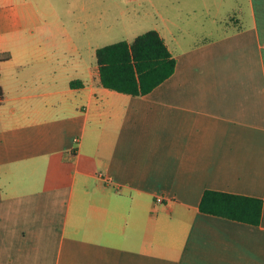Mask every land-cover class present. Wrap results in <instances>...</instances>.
Returning <instances> with one entry per match:
<instances>
[{
  "label": "crops",
  "instance_id": "crops-1",
  "mask_svg": "<svg viewBox=\"0 0 264 264\" xmlns=\"http://www.w3.org/2000/svg\"><path fill=\"white\" fill-rule=\"evenodd\" d=\"M249 5L184 47L158 30L176 66L144 95L102 86L97 62L65 84L0 73V264H264V0ZM45 9L0 0V66L67 73L78 47L42 39ZM207 188L261 198L259 224L201 212Z\"/></svg>",
  "mask_w": 264,
  "mask_h": 264
},
{
  "label": "rangeland",
  "instance_id": "rangeland-1",
  "mask_svg": "<svg viewBox=\"0 0 264 264\" xmlns=\"http://www.w3.org/2000/svg\"><path fill=\"white\" fill-rule=\"evenodd\" d=\"M34 1L39 8H46L48 13L47 26L39 30L42 39L55 41L54 44L61 42V46H55L60 49H63L64 42L71 43L74 47L77 45L78 48L74 51L70 49L58 61L66 65L67 73L59 72V68H54L55 71L52 72V67L45 63L19 65L21 59L16 54L12 60L0 66L3 83L11 90L20 84L21 79L28 81L25 86L35 80L34 72H39L36 76H39L37 84L42 86L49 85L54 79L58 84H65L72 77L89 80V67L96 62V47L121 39L131 41L136 35L149 29L164 30L165 35L169 36L166 39L173 48V42L184 47L205 36H219L225 30L224 27L237 21L238 17L244 23L250 21L249 0ZM172 35L178 42H172ZM16 72L23 75L19 82L12 83V74ZM13 94L11 91L6 94V104L13 102Z\"/></svg>",
  "mask_w": 264,
  "mask_h": 264
},
{
  "label": "trees",
  "instance_id": "trees-1",
  "mask_svg": "<svg viewBox=\"0 0 264 264\" xmlns=\"http://www.w3.org/2000/svg\"><path fill=\"white\" fill-rule=\"evenodd\" d=\"M10 57L0 53V60ZM99 81L104 87L132 95L149 93L175 70L176 59L156 29L121 39L95 49ZM82 84L71 80L70 84ZM0 91V95H1ZM263 201L259 197L207 188L199 210L250 224H259Z\"/></svg>",
  "mask_w": 264,
  "mask_h": 264
},
{
  "label": "built area",
  "instance_id": "built-area-1",
  "mask_svg": "<svg viewBox=\"0 0 264 264\" xmlns=\"http://www.w3.org/2000/svg\"><path fill=\"white\" fill-rule=\"evenodd\" d=\"M162 200H163V198L161 196L156 197V201L161 202Z\"/></svg>",
  "mask_w": 264,
  "mask_h": 264
}]
</instances>
